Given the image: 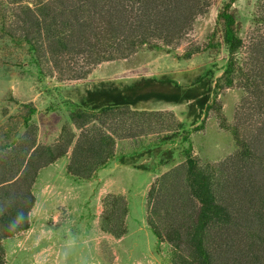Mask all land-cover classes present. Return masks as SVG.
<instances>
[{
    "label": "rangeland",
    "instance_id": "rangeland-1",
    "mask_svg": "<svg viewBox=\"0 0 264 264\" xmlns=\"http://www.w3.org/2000/svg\"><path fill=\"white\" fill-rule=\"evenodd\" d=\"M7 1L0 0V145L11 149H0V180L18 176L23 156L41 168L30 187L28 228L1 240L3 264H196L185 240L179 247L158 240L148 224L152 217L164 236L187 228L198 205L186 181L188 156L205 171L222 169L219 193L235 210L245 211L246 193L255 211L264 206V179L256 165V172L248 165L238 168L241 146L234 134L252 141L264 123V0L231 5L243 41L231 85L217 82L229 59L217 26L228 0H209L168 48L143 45L93 65L61 55L44 58L39 67L27 45L4 32L18 7ZM188 51L193 53L185 58ZM75 69L82 77L73 76ZM142 77H167L208 98L203 107L158 98L104 111L83 104L88 91L122 89ZM104 134L114 139L113 156L105 166L85 171L92 160L77 163L78 158L88 154L90 139ZM69 169L88 176L77 178ZM247 174L255 176L260 193L242 192ZM19 184L9 194L25 192ZM238 232L228 243V234L210 233L213 264H252L245 255L252 247L264 264L263 236Z\"/></svg>",
    "mask_w": 264,
    "mask_h": 264
},
{
    "label": "trees",
    "instance_id": "trees-1",
    "mask_svg": "<svg viewBox=\"0 0 264 264\" xmlns=\"http://www.w3.org/2000/svg\"><path fill=\"white\" fill-rule=\"evenodd\" d=\"M16 1L17 11L9 13L8 28L2 27L14 43L27 45V50L38 67L44 58L52 59L61 55H72L85 64L93 65L103 60L124 57L136 47L143 45L152 49L168 48L191 28L196 15L209 6V0H8L7 2L14 4ZM234 1L225 2L217 16V26L220 27L222 42L227 47L229 55L224 72L217 82L223 81L226 85L233 83V75L238 70L235 65V54L243 45L236 31L237 20L231 11ZM11 26L12 30L9 29ZM192 53L193 51L186 52L185 58L190 57ZM75 70L73 76L82 77L78 69ZM251 79L253 82L258 81L254 75ZM150 98L176 103L192 100L195 105L203 107L208 95L202 94L195 87L183 88L167 77L160 79L142 77L122 89L97 88L88 91L83 104L104 111L119 107L128 108ZM93 116L94 113H90L87 118ZM28 120L27 117L24 120L27 125H29ZM259 126V131L252 141L239 138L236 130L234 134L241 146L238 168L241 164V166L248 165V168L254 170L256 165L257 172H260L264 179V123ZM15 139L10 142L15 144L17 141ZM90 141L89 148L85 150L88 154L78 158L77 161L80 163L85 160L88 163L90 159L92 160L93 169L85 167V171L89 169L95 171L105 166L113 156L114 139L111 135L104 134ZM4 147L11 149V146L0 145V149ZM26 149L21 151L22 155ZM49 150L47 148L44 151L49 152L51 158L47 159L52 162L55 158ZM31 158L28 157L26 162L24 156L21 158L17 165L20 174L17 172L18 176L13 177L15 179L0 180V264H3L1 240L29 226L28 213L34 203V195L30 187L40 167L39 163L37 165L30 163ZM186 165V181L198 205L187 228L172 229L176 235L172 234V237L170 236L172 231L166 232L165 236L162 235L152 217H149V227L157 239H165L178 247L179 241L185 240L190 246L191 256L196 264H213L215 251H212L209 237L212 231L219 233V237L222 238L228 234L227 243L234 241V234L238 232L236 230L245 232L246 235L255 234L256 231L263 236L260 242L264 251V214L260 211L264 206L259 205L255 211L253 198L246 193L248 206L245 211L241 213L235 210L219 193L221 183L219 175L223 173L220 167L205 171L190 156L187 157ZM69 171L77 178L88 176L74 169ZM256 181L255 176L247 174L242 183L244 187L242 192L249 191L251 195L260 193L261 187L255 186ZM22 182L27 188L25 192L21 191L18 197L9 194V191L20 186L19 183ZM261 196L259 198H262ZM18 213H23L25 219L22 222L16 221L13 225ZM254 245L249 246V249ZM245 255L252 260V264H262L260 262L262 257L258 256L253 247Z\"/></svg>",
    "mask_w": 264,
    "mask_h": 264
},
{
    "label": "clouds",
    "instance_id": "clouds-1",
    "mask_svg": "<svg viewBox=\"0 0 264 264\" xmlns=\"http://www.w3.org/2000/svg\"><path fill=\"white\" fill-rule=\"evenodd\" d=\"M25 219V216L23 213H18L17 216L15 217V220L13 221V225H15L16 221H23ZM13 225H10L12 227Z\"/></svg>",
    "mask_w": 264,
    "mask_h": 264
}]
</instances>
